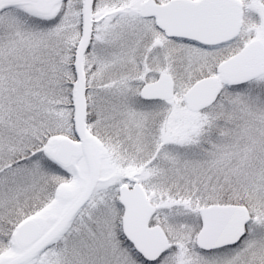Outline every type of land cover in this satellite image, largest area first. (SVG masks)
Returning a JSON list of instances; mask_svg holds the SVG:
<instances>
[{
	"label": "snow or ice",
	"instance_id": "1",
	"mask_svg": "<svg viewBox=\"0 0 264 264\" xmlns=\"http://www.w3.org/2000/svg\"><path fill=\"white\" fill-rule=\"evenodd\" d=\"M0 264H264V0H0Z\"/></svg>",
	"mask_w": 264,
	"mask_h": 264
}]
</instances>
